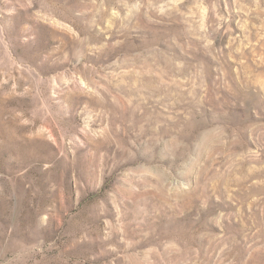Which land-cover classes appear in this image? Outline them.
Returning a JSON list of instances; mask_svg holds the SVG:
<instances>
[{
  "label": "rangeland",
  "instance_id": "1",
  "mask_svg": "<svg viewBox=\"0 0 264 264\" xmlns=\"http://www.w3.org/2000/svg\"><path fill=\"white\" fill-rule=\"evenodd\" d=\"M0 264H264V0H0Z\"/></svg>",
  "mask_w": 264,
  "mask_h": 264
}]
</instances>
